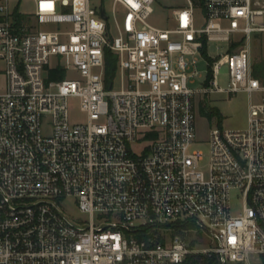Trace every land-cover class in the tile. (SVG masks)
<instances>
[{
	"label": "built area",
	"instance_id": "1",
	"mask_svg": "<svg viewBox=\"0 0 264 264\" xmlns=\"http://www.w3.org/2000/svg\"><path fill=\"white\" fill-rule=\"evenodd\" d=\"M31 1L0 0V264H264V0H186L165 27L155 0ZM236 91L258 93L246 125L204 157L200 100Z\"/></svg>",
	"mask_w": 264,
	"mask_h": 264
},
{
	"label": "rangeland",
	"instance_id": "2",
	"mask_svg": "<svg viewBox=\"0 0 264 264\" xmlns=\"http://www.w3.org/2000/svg\"><path fill=\"white\" fill-rule=\"evenodd\" d=\"M92 2V1H91ZM103 3L106 9L109 8V0H103ZM186 0H155L153 3V11L152 15L149 17L148 21L152 24L158 26H169L171 24V9L175 7H180L185 5ZM20 6L23 10L32 11L33 10V2L31 0H21ZM197 18L195 20L196 26H201L203 24V18L197 12ZM264 21V19H263ZM55 25L51 24L47 27L53 28ZM44 27V26H41ZM210 52L214 53L217 51L214 45L209 47ZM219 52H225V46L219 47ZM227 65L224 64L220 67L219 72L216 76V81L218 86L225 88L228 84V74H227ZM70 76V75H69ZM120 86L119 76L116 75L112 88L118 89ZM192 86L198 87L197 84H193ZM5 88V75L3 72V63L0 61V92ZM250 99L252 102H256L258 99L257 92H244V91H236L231 93H217V92H209L200 100V105L204 106L207 110H211L215 112L214 116H206L205 114L199 113L195 118L196 125V136L197 142L194 145L195 148L201 150L205 155L208 153V138H209V130L213 127L218 128H243L246 125L247 118V102ZM68 118L70 122H82L85 121L86 116L83 111L80 110L78 100L75 98H70L68 100ZM99 122H103L100 120ZM132 149L135 152H139L141 149V145H132ZM240 206L239 199L235 193V191H231L230 194V211L231 213H235ZM62 210L71 217L78 218L80 220L88 221V216L85 214H81L77 210V206L75 201L72 198H66L61 202ZM174 233H169L168 235H159L157 233L159 240L163 241L166 237L173 235ZM200 235L198 234V237ZM197 240V238H196Z\"/></svg>",
	"mask_w": 264,
	"mask_h": 264
},
{
	"label": "trees",
	"instance_id": "3",
	"mask_svg": "<svg viewBox=\"0 0 264 264\" xmlns=\"http://www.w3.org/2000/svg\"><path fill=\"white\" fill-rule=\"evenodd\" d=\"M195 3H200L201 0H193ZM115 60H116V57L114 54H112L111 52H109L108 50H105V53H104V70H105V76L106 78L108 77H111L115 71ZM53 78H61L63 77V72L60 71L58 72V74L56 76H52ZM199 112L202 113V114H205L206 116H214L215 115V112L214 111H211V110H207L204 106H200L199 107ZM209 262H212V261H209ZM204 264V262H203Z\"/></svg>",
	"mask_w": 264,
	"mask_h": 264
},
{
	"label": "water",
	"instance_id": "4",
	"mask_svg": "<svg viewBox=\"0 0 264 264\" xmlns=\"http://www.w3.org/2000/svg\"><path fill=\"white\" fill-rule=\"evenodd\" d=\"M101 15L104 17L105 15H104V11L101 9Z\"/></svg>",
	"mask_w": 264,
	"mask_h": 264
}]
</instances>
